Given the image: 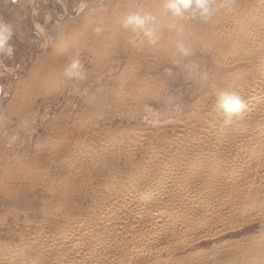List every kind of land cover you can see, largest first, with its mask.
I'll list each match as a JSON object with an SVG mask.
<instances>
[{"label": "bare ground", "instance_id": "bare-ground-1", "mask_svg": "<svg viewBox=\"0 0 264 264\" xmlns=\"http://www.w3.org/2000/svg\"><path fill=\"white\" fill-rule=\"evenodd\" d=\"M116 1L119 0H110L111 8ZM223 2H220V5ZM223 4L213 16L214 18L208 21L209 19L175 20L165 12L163 0H143L141 2L139 13H151L157 18L156 43L151 44L147 40L145 42V47L150 49L156 63H163L169 59L179 44H183L186 48H195L198 41L202 42L216 62L215 73L218 78L209 80L203 71L200 74L201 84L212 92L214 97L210 103L208 102L206 108L198 106L197 111L189 116L187 113L188 118L183 123L185 127L182 125L183 128L179 126L176 128L178 124H175L183 117L178 118L177 121L174 120L175 128L169 131L165 129L166 126H162L159 131V127L154 130L157 125L154 124V128H151L153 130L149 128L147 135L144 134L145 140H138L139 137L137 142H130V144L127 140H125L126 143L120 141L123 139H120V142L108 143L111 139L106 138L108 141L101 142L98 137L102 145L94 138L92 143L80 144V142L71 145L70 148L62 149L69 144L65 140L67 132L61 131L62 127L59 129V126H56L49 131L52 134L49 154L46 151L45 154L41 153L26 163L7 161L1 173L2 177H0V179L13 178L11 184H7L6 181H3L4 185L0 184L3 189L1 192L5 195L3 199L7 203L13 204L19 198H24L23 193L27 192L24 188V181H29L33 185L38 180L41 182L45 180L51 183V190H55L54 180L58 179L57 181L60 182L58 196L61 195V197L56 206L62 208V212L58 218L34 220L28 222L25 227L18 225L16 221L5 223L0 215V223L5 224V234L15 233L18 238V241L13 244L7 241L8 239L4 240V236L0 235V264H103L106 261L108 263L110 258L118 262L119 259H127L135 251V259L148 264L149 256L147 255L149 254L144 253L145 256L143 250L145 247L149 248L147 245L154 240H157L161 248L170 247V244L176 246L174 243L176 240L170 241L171 235L173 239L176 234L181 235L188 230L193 232L197 229L201 234L204 225L213 227L216 217L223 216L228 219L229 215L233 216L231 212L236 214L240 211L238 209H242V206L247 204L248 201L245 200L251 199L253 192L251 186L256 180V178L253 179L254 181L251 180L247 171L254 164L250 165L251 161L258 158L255 162H259V156L263 157L261 154L264 152V0H237L235 4L230 0L227 5ZM105 18L108 21L105 22ZM120 18L109 8L103 19L100 15H96L91 22H85L79 27L73 25L71 32H67L66 35L65 30L60 33L61 37L65 35L61 43L54 47V51L46 57L45 61L42 60L44 63L41 62L38 69V71L41 69L40 78L47 82V91H51L56 84L54 75L58 71L63 72L73 55L79 53L76 51L80 47L77 45L78 40L83 37L86 48L96 47L97 51H106L112 43V35L118 36L119 33L123 34L126 31L122 27L123 19ZM117 21L121 23L118 24ZM208 23L210 24L206 25ZM101 24L106 26V30L97 33L94 29ZM169 24H174L176 28L170 29ZM179 28H182V31H179ZM147 53L149 52H145L144 49L140 52L141 55ZM142 59L143 56L140 58L141 62ZM128 63H133L131 58ZM221 77L224 81L223 86L217 85V80ZM161 83V75L139 81L134 79L133 73H128L123 80V85L127 88L115 90L114 95H118L119 101L133 106L135 102L127 101L126 95L131 94L133 98L143 97L144 94L153 95L158 92ZM44 85L46 87V84ZM224 90L237 92L247 105L244 118L232 126L223 125L214 111L215 96ZM104 96V93L99 94L96 101H101ZM61 134L64 136L58 139ZM57 147H60L63 152L55 154ZM136 148L140 151L139 157H135ZM94 170L102 171L103 174V180L98 184L90 181ZM255 174L253 173L254 176ZM85 185L88 187L85 188ZM260 190L263 192L262 189ZM73 191H76V196H73ZM230 201L232 202L229 203L225 212L223 208ZM255 201H250L248 205L250 204L251 207ZM248 205L247 208L245 207L246 210ZM263 205L260 207L262 208ZM14 218L16 219L15 215ZM242 219H244L243 216ZM230 223L228 220L227 227ZM213 229L217 231L216 233L219 232L218 228L213 227ZM209 232L210 230L207 233ZM261 233L254 235L258 239ZM185 237L187 239V236ZM192 237L194 236L188 238L191 240V243L188 241L190 244L193 243ZM188 242H185L186 245ZM155 243L153 242L152 245ZM219 244L216 242V245L220 246ZM184 245L181 244L183 249ZM254 248L257 250L254 255H261L258 261L263 262L264 244L258 243ZM163 250L161 249V254ZM151 254L154 253H150V256ZM179 255L186 256V259L192 254ZM240 255L243 256L241 253ZM180 256L175 259L180 260ZM196 257H191V259ZM212 258L214 260V257ZM236 258L235 256L229 258L228 255L225 260L226 263L230 261L229 263L234 264L238 262L233 261ZM160 260L157 263L164 264V261L160 262ZM206 260L207 257L205 263H207ZM220 260L212 264H221ZM247 260H251V256ZM183 261L181 260V263L185 264L184 259ZM241 261L239 260V264ZM170 262H173L172 259ZM195 262L199 264L196 260ZM186 263L188 264L187 261Z\"/></svg>", "mask_w": 264, "mask_h": 264}, {"label": "rangeland", "instance_id": "rangeland-1", "mask_svg": "<svg viewBox=\"0 0 264 264\" xmlns=\"http://www.w3.org/2000/svg\"><path fill=\"white\" fill-rule=\"evenodd\" d=\"M142 1L143 0H119L113 3L112 5L114 6L111 8L110 0H0V24L10 25L13 29V35L9 41V44L13 48L12 55L8 56L0 54V177H2L1 173L7 161L12 160L15 162L20 161L26 163L30 162L33 157L38 156L41 153L45 154L46 151L47 154H49L52 144V134L49 131L53 127L59 126V129L62 127L61 131L63 130L67 132L65 134V140L69 142V144L62 149L70 148L71 145L75 143H92L94 138V140L97 139L100 144L101 142L108 141V139L115 140L114 142L109 140L108 143H115L120 139H123L120 141L125 143L129 141L130 144V142H137V138L139 137L138 140H145L146 136L144 134L148 132L147 130L149 128V130H153L151 128H154V124H157L155 125L154 130H157L159 127V131L162 129V126H166L165 129L169 131L171 128H175L173 123L177 121L178 118L183 117L180 119L181 121L178 120L179 122L177 121L175 124H178L176 125V128H178L177 126H179V128L185 127L183 124L184 121H186L190 114L198 110V106L206 108L208 102H211L214 95L212 92H209L205 86H202L200 74L204 71L209 80H215L218 78L215 73L216 62L202 42L198 41L197 44H195V48H188L192 53L190 56L182 55L177 48L169 59H166L163 63L157 64L150 49L145 47L147 39L139 32L133 34L131 30H126L123 34L119 33L118 36L112 35V43L106 51H97L96 47L86 48L84 44L85 42H83L82 39L83 37H81L77 43V45L80 46L78 50L75 47L73 48L79 52V58L83 65V70L86 73V79L69 80L65 77L64 71H58L56 75H54V80L56 82L54 88L51 91H47L48 85L44 79L40 78L39 71L41 69L38 71L39 66L42 60L45 61L47 59L46 57L51 55L52 51L55 49L54 47L61 43V40L67 32H71L73 25L79 27L85 22H91L93 21L92 18L96 15H100L103 19L109 8L116 13L119 18L121 17L120 19L122 20L130 13L139 12ZM219 1H224L223 3H225V5L230 2V0H216L217 5H220ZM232 1L233 4L237 2V0ZM223 3H221L222 6L224 5ZM221 7H219V9ZM216 13L214 15H216ZM213 16L211 17L212 19L214 18ZM87 18L88 20H86ZM192 19L200 18L195 17ZM208 19V21H211L210 18ZM106 21L108 20L105 18V22ZM117 23L120 24L121 22L117 21ZM209 24L210 23L206 25ZM115 28L117 27L115 26ZM64 30L66 33L61 37L60 33ZM143 49L145 52L149 53L141 55L140 52H142ZM142 56L143 59L141 62L140 58ZM130 58L133 63H128ZM44 61L42 63H44ZM34 71L37 73H32ZM128 73H133L134 79L139 81H143L147 77L151 78L155 75H161L162 83L159 85L158 92L148 96H146L147 94H144V96L140 98H133L134 96L131 94H129V96L126 95L125 97L127 101L135 102V105L133 106H128L126 103L119 101L118 95H114V91L127 88L124 87L123 80L128 76ZM44 84H46V87ZM217 85H224L222 77L217 80ZM101 93H104L105 96L101 98V101L97 102L96 99ZM168 122L171 123L169 124ZM181 122L182 124H180ZM182 125L184 126L182 127ZM146 126L151 127L147 128ZM143 131H145V133ZM130 135L135 136L132 137L135 138L136 141L135 139L133 140ZM63 136V134L59 135L58 139ZM98 137L101 139V142ZM153 140L156 141L155 139ZM48 145L49 148L47 149ZM43 148L44 151H42ZM62 149L57 147L55 154L57 152H63ZM134 152L135 157H139V149L136 148ZM261 155H263V157L259 156V162H255L258 158L251 161L250 165L254 164L250 166V169L248 168L249 171H247L250 174L249 178L251 180L256 178L255 182L252 184V186H255H251L253 189L251 194L252 200L246 199L245 201H248L247 204H244L242 209H238L240 211H237L236 214L235 212H231V215L233 216L229 215L228 219L223 216L219 218L216 217L215 224L212 226L215 229L218 228V233H216L217 231L214 230L213 227H206V225H204V230L201 231V234L197 229L194 230L195 232L190 231L191 233L188 230L185 232L186 234H176L173 239L171 235L170 241L174 242L176 240V242H174L176 243V246H174L175 244H170V247L167 246L166 248H161L159 244H157V240H154V243L156 241L154 244L155 246L152 245V242L147 245L150 249L145 247L143 250V254H149L147 255V257L149 256L148 264H159L157 262H159L161 257H163V259H161L160 262L164 261V264H184L183 259L185 260V264H187L186 261L188 264H195V260L199 264H212L219 259H221L220 261L223 264H228L230 261L226 263L225 260L228 255L229 258L234 256L238 258L233 260L238 261L234 262V264H239V260H242V264L245 259L246 260L243 264H264V261L259 262L261 255H254L257 251L254 247H256L258 243L264 244V241L260 242V240H264L262 239L264 236V210H262V208L264 209V202H262V200H264V160H262L264 158V152ZM254 167H256V169ZM251 170L254 171L252 172ZM253 173H256L255 176ZM92 174L95 176L93 175L90 181L94 184H98L103 180L102 171L94 170ZM57 180L58 179L54 180V183H56L55 186L53 185L55 190H51V183L45 182V180H42V182L41 180H38L36 182L37 185H32L29 181H24V188L27 192L23 193V199L19 198L13 202V204H9L3 199L4 194L1 192L3 189L0 187V215L3 217L5 223L16 221L18 225L25 227L28 222L34 220H41L43 218L50 220L55 217L58 218V216L61 215L62 208H57L56 206V203L61 197V195L58 196L60 192L58 185L60 182ZM258 180L262 181L260 182L261 184ZM3 181H6L7 184H11L13 178L0 179V184H3ZM54 183L52 182V184ZM87 187L88 185H85V188ZM256 189L257 191H255ZM260 189H262L263 192H261ZM76 195V191H73V196ZM255 197H258L257 199L259 200L261 198L260 202ZM253 200H256L255 203H253L255 206L251 205V208L248 203ZM231 202L232 201L228 202L226 207L223 208V210L225 209V212ZM247 205L248 209L246 210ZM262 205L263 207L261 208L260 206ZM250 210L251 212H249ZM241 214L244 219H242ZM14 215L16 219L14 218ZM245 215L247 219L245 218ZM247 215L252 217L249 218ZM230 217L233 219L231 220ZM228 220L229 223L232 221L229 227H227L229 225ZM216 221H219L221 224ZM262 221L263 223H261ZM261 224L263 226H261ZM259 228L262 231H260ZM211 229L215 231L214 234V231ZM207 230L212 232H209L208 234ZM258 232H262V237L261 235H258V237H260L258 238L259 241L255 236ZM199 234L201 236H199ZM0 235L4 236V240L8 239L7 241H11L10 243L13 242L14 244V242L18 241L15 233L13 235L5 234V224L2 225L1 223ZM185 236H187V239ZM191 236H194L191 238L193 245L190 244L191 240L188 239ZM182 237L185 238V240ZM255 237L256 239H254V241L253 238ZM177 242H179L178 245ZM185 242H188V246ZM216 242L217 244L221 243L222 246L219 245L222 248L216 245ZM183 243H185V245ZM181 244L182 246L184 245V249ZM150 245L152 246L150 247ZM248 245H251L250 247L253 246V248H250ZM213 246L216 248H213ZM245 246L249 248H246ZM157 247H160L162 250L165 249L162 251V254L161 249H158ZM175 247L178 252L175 250ZM199 249L203 250V252H200ZM210 249L213 250L211 251ZM247 249H251L252 251L250 252ZM149 250H151V252H149ZM209 250L210 252H208ZM215 250L217 252H215ZM157 251L159 253H157ZM186 251H189L190 253ZM195 252L198 255H196ZM150 253H156V255L151 254L150 256ZM240 253L243 256H241ZM133 254L131 253L127 258L129 259L132 256L133 258L130 259L131 261L124 259L125 261L127 260L125 262L124 260L119 259L118 262L116 259L108 258L109 260L106 259L108 260V263L106 261L103 264H120L121 262L122 264H127L128 261V264H144L135 259L136 251L135 253L133 252ZM158 254L160 255L158 256ZM169 254L170 256H168ZM179 254L182 256L192 254L191 257H197L192 258L195 259L192 261L190 256H187L185 259L186 256L181 257ZM209 254L211 255V258L214 257V260H212L213 258H210ZM220 255L222 256L220 257ZM249 255L251 256V260H247L248 258L250 259ZM174 256H180L181 259L176 260ZM204 256L207 257V263H205L206 257L204 258ZM169 257L173 262H170L171 259H169ZM202 257L204 259L203 261ZM112 259L114 263L112 262ZM200 259L201 262H199ZM166 260L168 261L165 263ZM181 260L183 261L182 263Z\"/></svg>", "mask_w": 264, "mask_h": 264}, {"label": "clouds", "instance_id": "clouds-1", "mask_svg": "<svg viewBox=\"0 0 264 264\" xmlns=\"http://www.w3.org/2000/svg\"><path fill=\"white\" fill-rule=\"evenodd\" d=\"M165 12L175 20H190L199 17L201 20L211 18L222 5H217L216 0H163ZM156 20L151 13L133 12L126 15L122 21V27L125 30H131L133 34L139 32L149 43H156ZM170 29H175L174 24L168 25ZM97 33L106 30V26L101 24L94 29ZM182 31V28H179ZM13 35V29L10 25L0 24V54L11 56L13 48L9 44ZM178 48L182 55L190 56L192 53L183 44ZM64 75L69 80L86 79V73L76 53L64 68ZM247 105L243 98L235 91H220L214 100V111L220 118L223 125L232 126L242 120L245 116Z\"/></svg>", "mask_w": 264, "mask_h": 264}]
</instances>
